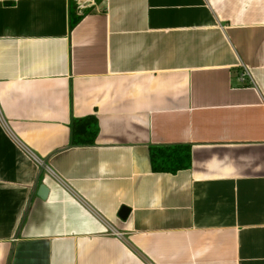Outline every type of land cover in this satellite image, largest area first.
<instances>
[{
    "label": "crops",
    "instance_id": "obj_1",
    "mask_svg": "<svg viewBox=\"0 0 264 264\" xmlns=\"http://www.w3.org/2000/svg\"><path fill=\"white\" fill-rule=\"evenodd\" d=\"M0 264H264V0H0Z\"/></svg>",
    "mask_w": 264,
    "mask_h": 264
},
{
    "label": "trees",
    "instance_id": "obj_2",
    "mask_svg": "<svg viewBox=\"0 0 264 264\" xmlns=\"http://www.w3.org/2000/svg\"><path fill=\"white\" fill-rule=\"evenodd\" d=\"M82 16L77 18V21ZM98 134V120L90 115L74 120L72 141L75 144H91ZM191 146L168 145L155 147L151 151V162L155 171L176 172L191 164Z\"/></svg>",
    "mask_w": 264,
    "mask_h": 264
},
{
    "label": "built area",
    "instance_id": "obj_3",
    "mask_svg": "<svg viewBox=\"0 0 264 264\" xmlns=\"http://www.w3.org/2000/svg\"><path fill=\"white\" fill-rule=\"evenodd\" d=\"M79 2L81 3V1H79ZM238 81H239L240 85L253 84L254 80H253L249 70L245 66H243V69H242L241 73L238 76Z\"/></svg>",
    "mask_w": 264,
    "mask_h": 264
},
{
    "label": "water",
    "instance_id": "obj_4",
    "mask_svg": "<svg viewBox=\"0 0 264 264\" xmlns=\"http://www.w3.org/2000/svg\"><path fill=\"white\" fill-rule=\"evenodd\" d=\"M47 193H48V188H46V186H44V185H41L40 190H39V194L44 198V197H46ZM129 213H130V208L124 206L121 209L120 216L123 219H126L129 215Z\"/></svg>",
    "mask_w": 264,
    "mask_h": 264
}]
</instances>
